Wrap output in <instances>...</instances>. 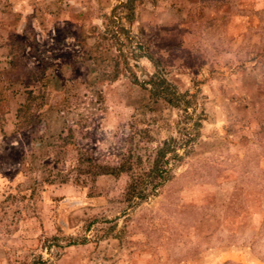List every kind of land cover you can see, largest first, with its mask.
I'll list each match as a JSON object with an SVG mask.
<instances>
[{"label":"rangeland","instance_id":"374dc122","mask_svg":"<svg viewBox=\"0 0 264 264\" xmlns=\"http://www.w3.org/2000/svg\"><path fill=\"white\" fill-rule=\"evenodd\" d=\"M225 263L264 264V0H0V264Z\"/></svg>","mask_w":264,"mask_h":264},{"label":"trees","instance_id":"16d2710c","mask_svg":"<svg viewBox=\"0 0 264 264\" xmlns=\"http://www.w3.org/2000/svg\"><path fill=\"white\" fill-rule=\"evenodd\" d=\"M170 102L172 99L170 97L165 96ZM189 115V113H187ZM199 125V121L197 122ZM183 144V145H182ZM183 147L184 143L183 142H177L175 139L171 140H166L163 145L158 149L156 157L154 159V164L152 168L146 173L143 172L139 174L138 176H133L132 181L129 183L127 190H126V197L129 200H134L135 197H140V198H145V193H144V183L146 179L148 178L151 181L155 180H161L160 183H163L165 180L169 179L171 176L172 172V167L168 168L169 164V159H168V154L174 152V158L178 159L181 158L182 155H180L177 152V149L179 147ZM186 148V147H185ZM186 150V149H185ZM167 166V167H166ZM124 165L118 166V167H113L111 169H107L106 172L104 173H120L122 171H126ZM159 183H155L154 186L152 187L155 189ZM227 264V263H225Z\"/></svg>","mask_w":264,"mask_h":264}]
</instances>
